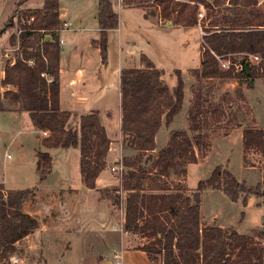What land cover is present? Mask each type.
<instances>
[{"label":"trees","instance_id":"1","mask_svg":"<svg viewBox=\"0 0 264 264\" xmlns=\"http://www.w3.org/2000/svg\"><path fill=\"white\" fill-rule=\"evenodd\" d=\"M150 1L157 7L162 21H170L175 27H202V59L200 68L193 71L198 82L193 85L196 95L189 112L190 128L174 132L168 146L158 156L151 154L156 151V137L163 122L170 126L183 108L182 72L175 69L178 83L173 89L164 83L163 71L146 57L142 58V68L121 72L123 145L132 153L121 161L127 169L126 175L125 172L122 175V190L128 193L124 230L154 241L141 249L155 263L161 256V264H264V246L258 241L264 237V230L253 229L249 234H241L233 228L201 226L202 192L220 190L233 202L245 195L246 201L244 183L228 169L216 167L191 194L181 189L188 166L198 163L197 150L204 149L208 153L212 139L227 123L228 132L246 123L243 130L245 167H263L262 183L249 193L261 195L264 130L252 127V116H202V107L212 105L211 90L200 92L199 84L203 80H216V84H220L233 79L252 89L257 79L264 81V0H123V3L140 7ZM58 8V0H44L41 9L26 15L39 21L33 29L52 34L61 26ZM152 13L157 15V12ZM96 18L102 31L96 46L105 61L107 34L119 28L114 2L98 0ZM27 31L21 35L22 59H17L14 65L9 63L0 79L1 87L13 85L16 91L5 92L2 99L28 112L38 131L50 133L41 142L45 149H78L82 183L86 189L96 190L97 180L107 168L111 145L106 128L98 112L81 117L80 132L68 128L71 114L60 107V38L52 34L53 41L42 43L40 32ZM250 56L259 57V62H251ZM31 60L35 62L33 66L29 64ZM226 60L230 64L223 69L221 62ZM235 93L243 98L241 87ZM230 98V92L223 95L224 102L231 108ZM0 110L5 111L1 99ZM37 157V172L43 182L52 171V157L48 151H39ZM152 171H156L158 179L154 180L152 188H147ZM172 177L179 181L180 188L168 194L166 192L172 190L168 180ZM37 190L6 191L0 184L1 264H10L11 257L19 254L17 244L40 227L34 216L23 211L24 204L35 198Z\"/></svg>","mask_w":264,"mask_h":264},{"label":"rangeland","instance_id":"2","mask_svg":"<svg viewBox=\"0 0 264 264\" xmlns=\"http://www.w3.org/2000/svg\"><path fill=\"white\" fill-rule=\"evenodd\" d=\"M41 1L20 0L9 19L7 18V13L0 14V39L4 42L1 45L0 41V67L3 70L14 59H20L21 50L19 48L22 42L20 30L23 27L29 30V28H32L31 26H35L34 21L31 20L32 16L26 15L33 12L32 9H28V6L35 7ZM150 4L153 5L152 2ZM151 10L154 12L157 11L155 7ZM202 13L205 14L203 7ZM122 18L125 35L128 34L137 38L141 36L142 41L146 44L148 42L150 43V56L163 69L164 83L170 89L178 83L175 69L183 72V81L187 82L188 87L190 81L198 82L193 76V71L201 66L202 50L200 53L199 36L196 29L185 31L183 28H179L171 31H153L149 38L144 34H140V30L135 28L131 23L130 19L136 20V15L132 16L131 13H128L124 14ZM164 24L161 25L164 26ZM198 28L202 38L204 35L203 29L201 26ZM225 62L230 64L228 60ZM169 68L171 71H168ZM200 82V90H198L202 92L210 89L209 99L212 102L211 106L205 104L202 107V116H233L236 114V116H250L249 118H251V116H254V110L249 105L246 97L249 94L248 96L251 95V101L255 105L256 115L260 119V123L264 121L261 119V116H264V81L262 79L256 80V87H253L255 89L252 94L253 88L250 89L246 86V83H239L233 79L221 81L220 84H216V80H203ZM239 87H241L242 93L244 94H242L243 98L235 93V90ZM191 92L192 104L189 107L188 116L195 100L194 96L196 95V90L193 89V85ZM226 92L231 93V108L228 107L223 99V95ZM210 111L214 112L210 114ZM179 116H186L185 109ZM182 118L177 119L174 127H177L176 125L180 123V120H183ZM28 124L24 123L22 125L20 121L13 122L10 116L0 114V132H2L0 141V183H3L8 190H33L40 186L37 160L35 161L32 158L27 159L23 165L17 162L20 157L19 151L24 152L25 155L32 154L28 152V150L34 147L33 142L29 140L30 133L28 131L31 127ZM73 124L70 123V126L73 127ZM244 125L246 126V123ZM247 126H250L249 122ZM228 129L230 128L227 123L226 127L219 128V135L228 132ZM165 133L166 128L164 127L158 135L160 146L162 145V138ZM40 135L43 138L45 137L42 131H40ZM238 135L239 133L234 132L229 137L215 139L209 155L204 149L197 150L198 163L189 166L188 176L183 179L186 183L181 184V189L184 190L185 188L187 191L189 189L196 190L198 183L201 180L207 179L216 166L217 168L228 169L239 182L246 185V201H244L245 195H242L237 202H233L227 199L221 191L205 190L202 197L203 212L205 216L217 214L222 219L225 218L226 224H235L236 227L230 228H237L241 233L249 234L253 229L264 230V187L260 189L261 195L249 193V190L254 191L262 183L263 174L258 168L249 169L243 167L240 159L242 142L237 138ZM117 136V134L113 135L112 140L117 148H121V154L118 158L123 161L125 156H130L132 153L126 150L123 145V137L121 140ZM160 151L156 148V151L151 155L158 156ZM77 153L79 154V150L75 149L68 152L63 150H55L52 152L56 163L50 180L53 182L62 180L65 184L61 185V188H65V191L59 192L57 190L56 193L49 194L47 191H40L38 189L39 191H36L35 198L25 203L27 204L26 209H24V204L23 211L25 213H35L33 216L38 220L39 226L42 227V225H45V231L43 233L45 235L43 239L42 237L41 239H32L30 243L31 247H29L27 242L26 244L23 243V245L21 243L18 246L20 249L19 254L11 257L10 264H99L100 255H110L108 246L118 241L123 231V225L125 224L121 225L122 218L126 214V204L122 206V198H127L128 193L122 190L123 176L112 171V168L117 167L121 161L116 162L113 159L109 165L107 164L108 174L103 175L99 182L100 186L103 187L105 179L108 178L109 182L116 184L114 185L116 189H104L105 191H100V193H84V189H77V186L81 184L78 180L75 166L76 157L74 156ZM124 172V175H126L127 169ZM155 172H151L150 179L146 183L147 188H152L154 183H156L154 180L158 179V177H155ZM168 182L170 189H172L169 191L180 188L178 187L179 181L176 178L172 177ZM97 191L99 192V190ZM191 193V191L187 192V194ZM116 197H119V200L118 198L115 199ZM100 203L105 204V207L101 208ZM105 209L109 211L112 219L101 220L103 221V225L101 229H98L101 222H99V218L96 217L95 213ZM112 228L118 231L112 233L110 231ZM96 230L102 231L95 233ZM136 237L138 240L144 239V246L154 242L152 239L146 238L143 235H137ZM258 241L264 246V237L259 238ZM33 242L34 244L36 243L37 247H35ZM48 242L52 244L53 250L46 248V243ZM39 245L45 246V248L39 249ZM133 245L135 246V243ZM130 246L132 247V245ZM50 255L57 258L56 263L48 261V257H51ZM62 258L65 259L62 261ZM105 259L113 262L112 256L106 255Z\"/></svg>","mask_w":264,"mask_h":264},{"label":"crops","instance_id":"3","mask_svg":"<svg viewBox=\"0 0 264 264\" xmlns=\"http://www.w3.org/2000/svg\"><path fill=\"white\" fill-rule=\"evenodd\" d=\"M19 1L20 0H1L0 14L3 15L4 13H7L6 15L7 18L9 19L10 16L13 14L14 10L16 9V5L19 3ZM112 1L114 2L115 9L119 14V28L117 30L109 31L107 34L108 52H107V59L104 61L102 57L101 49L98 46H96V43L101 39L102 36V31L98 26V21L96 18L98 0H58L59 2L58 13H59L60 22L62 23L68 22L72 25V27L69 30L62 32L59 37L61 40L64 41V44L61 46L62 53L60 57V107L62 111L69 112L71 114V119L68 124V128H71L70 123H74L73 127L78 132H80V119L82 116H87L95 112L99 113L101 122L103 126L106 128L108 138L111 141L110 150L106 159L108 165L111 163L113 159H115L116 162L121 161L120 158H118L120 157L119 155L121 154V148L120 147L117 148V146H115L112 137L115 134L118 135L117 136L118 139L122 140L123 137L122 107H121L122 106V94H121L122 70L130 69V68H142L143 57H146L148 60L153 62L157 66V68L161 69V67H159L150 56L149 42L146 44L144 41H142L141 36H138L137 38V37H132L128 34L125 35L124 28L122 26L123 15L128 13H131L132 16L136 15L137 17L136 20L130 19L131 23L134 25L135 28L140 30L139 31L140 34L142 35L144 34L146 37L149 38L151 37L153 31H167V30L171 31V30L183 28V27L173 26V24L170 21H162V19L159 17L158 10L156 11L157 15L154 16L152 13L154 11L151 10L154 6L150 4V2L152 1H150L149 3L145 2L144 5L140 7L125 6L123 0H112ZM42 2L44 3V0L40 2L41 4L37 3L35 7L28 6V9H32V10L41 9L43 7ZM155 8L157 9V7ZM161 24H164V26ZM198 27L200 26L183 28V30L191 31L196 29L198 31V36H199L198 43L200 46L199 50L201 53L202 38ZM0 41L2 45L4 42L2 41V39H0ZM1 69L2 67H0V72H1L0 79L3 78L5 72V70L3 69L1 70ZM169 70L171 71L170 68L168 69V71ZM182 77H183V72H182ZM194 83L195 82L190 81L188 87L187 82H184V102H183L182 111L180 113H182L183 110L185 109L186 116L178 115L170 126H166L165 122H163L161 129L165 127L166 133L162 138L161 146L159 145V141H158L159 133L156 137L158 150H162L167 147V144L174 132L189 130L190 120L188 116V110L190 105L192 104L191 87L192 85H194ZM254 86L256 87V82ZM254 89L255 88L252 89L251 94L253 93ZM7 91H16V87H14L13 85H7L5 87L0 86V99L3 101V104H5L4 105L5 111L0 110V114L3 116L6 115L10 116L11 121L13 122L20 121L22 122V125H24V123L25 124L29 123L28 125L31 127L29 128L30 130L28 131L30 133L29 140L32 141L34 144V147L28 150V152H31L32 154L25 155L24 152L19 151L20 157L17 161L18 164L23 165L27 159L29 160L31 158L34 159L35 161L37 160L36 161L37 163L38 152L48 151L52 157V171L43 182H40L39 179L40 186L38 187V189L40 191H45V192L47 191L49 192V194L56 193L57 190L59 192L65 191V188H61V185L65 184L62 180H58L57 182L56 181L53 182L50 180L53 171L55 170L54 166L56 163L54 157L52 156V152H54L55 150H63L68 152L73 148L45 149L44 147H42L41 142L43 137H41L40 131H38L33 126L30 118V114L22 110L19 105L11 104L9 100L2 99L3 94ZM248 95L249 94L246 95L247 100L249 102V105L254 110V116H252V118H254V123L252 124V127L264 130V121L260 123L259 121L260 119H258L256 115L255 105L251 101V95L250 96ZM180 117H183L182 118L183 120H180V123L176 125L177 127H174L177 119H180ZM261 119L264 120V116H261ZM244 128L245 126L235 127L227 134L223 133L222 135H216L211 141L212 146L210 151L208 152V155L212 151V147L215 139L219 137L221 138L229 137L234 132H237L239 133L237 138L239 139V141L242 142L240 159L243 164V167H245L244 147H243ZM45 137H48V135ZM1 138H2V132H0V141ZM74 157H76L75 166L77 169L78 180L79 182H81V184L79 183L80 185L77 186V189H84V193L87 192L100 193L101 190L110 189L113 188L114 185H116L113 184L112 182H109V179L106 178L103 187L100 186L99 184L100 178L103 175L108 174V169L106 168V170L102 172V174L99 176L97 180V184H96L97 189L96 190L86 189V187L82 183V176L80 171V153L79 154L77 153V155ZM245 168H249V169L258 168L259 170H261L263 174V167L257 166V167H245ZM181 183L185 184L186 181H183ZM0 184H2L4 186V189L8 191V189L5 187L3 183ZM97 190H99V192ZM207 190H213V189H207ZM189 191L193 192L195 190L189 189ZM213 191H220V190H213ZM173 192L174 191H167L166 193L170 194ZM204 193L205 191L202 192L201 194V215H200L201 226L202 227L217 226L221 228L236 227L234 223L226 224L225 218L222 219V217L217 214H212L210 216L204 215L203 205H202V197ZM225 196L227 197V199H229L227 195ZM126 199H127L126 197L122 198L123 201L122 206L126 204ZM100 206L101 208L105 207V204L100 203ZM26 208H27V204H25L24 206V209ZM28 214L33 216L35 213L29 212ZM95 215L96 217L99 218V222H101V225L98 229H101L103 225L102 224L103 221L101 220L112 219V217L109 214V211H106V209L102 210L101 212H96ZM125 217L122 218L121 225L125 223ZM44 231H45V225H42V227H40L33 234H31L30 236L19 242L17 246L21 245V243L22 245L23 243L26 244L27 242L29 247H31L30 243L32 242V239L33 240H36L37 238L41 239V237L43 239V236L45 235V234L43 235ZM101 231L96 230L95 233H99ZM110 231L114 233L117 232L118 230L112 228ZM238 232L241 233L240 231ZM241 234H246V233H241ZM136 236H137L136 234L126 232L124 230V225H123V231L121 232L118 241L116 243H111L112 245L108 246V251L110 255L108 254L106 255L112 256L113 262L105 259L106 255L105 256L100 255L99 264H117L118 262L121 264H161L162 263L161 256L158 257L160 260L157 263L152 261L149 258L148 254L141 249L145 245L143 241L144 239L142 238L138 240ZM48 243H46V248L48 250L52 249V244L50 242ZM134 243L135 246L133 245ZM34 245L35 247H37L36 243ZM130 245H132V247ZM44 248L45 246L39 245V249H44ZM50 256L51 257H48L49 258L48 261L52 263H56L57 258L52 255ZM64 259L65 258H62V261Z\"/></svg>","mask_w":264,"mask_h":264},{"label":"built area","instance_id":"4","mask_svg":"<svg viewBox=\"0 0 264 264\" xmlns=\"http://www.w3.org/2000/svg\"><path fill=\"white\" fill-rule=\"evenodd\" d=\"M31 20L34 21L33 23H34L35 26L39 24V21H38L35 17H32ZM36 22H37V23H36ZM35 26H31L32 28L29 29L28 31H29V32H40V33L43 35L42 43H43V42H47V41H53V36H52V34H54L55 36H59V37H60V34H61L62 32L67 31V30H69V29L72 27V25H71L70 23H68V22H63V23L61 24V26H60L58 29H55L54 31H52L53 33L51 34L50 32H46V31L41 30V29H40V30H35V29H33V27H35ZM26 31H27V30H25L24 27L21 28V30H20L21 35H22L24 32H26ZM20 37H21V36H20ZM45 38H48V39H45ZM60 44H61V46L64 44V41L61 40V39H60ZM19 49H20V48H19ZM6 56H8V55L6 54ZM18 59H19V58H18ZM20 59H22V55H21ZM250 60H251V62H253V63H257V62H259V57H257V56H250ZM16 61H17V59H14L13 61L10 62V64H11V65H14ZM221 63H222V67H223V68L227 69V68L229 67V64H228V63H226V62H221ZM29 64H30L31 66H33V65L35 64V62H34L33 60H31V61L29 62ZM42 134L45 135V136H47L49 133H48V131H42ZM112 171L117 172V173H119V174L122 176V175L124 174L125 168H124V166L122 165V163L120 162V164L117 165V167H113V168H112ZM117 264H121V263L118 262Z\"/></svg>","mask_w":264,"mask_h":264}]
</instances>
